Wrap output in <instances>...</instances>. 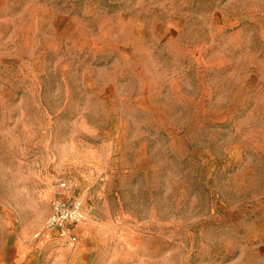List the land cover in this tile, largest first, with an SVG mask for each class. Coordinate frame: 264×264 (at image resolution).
<instances>
[{"label": "rangeland", "instance_id": "374dc122", "mask_svg": "<svg viewBox=\"0 0 264 264\" xmlns=\"http://www.w3.org/2000/svg\"><path fill=\"white\" fill-rule=\"evenodd\" d=\"M0 264H264V0H0Z\"/></svg>", "mask_w": 264, "mask_h": 264}, {"label": "built area", "instance_id": "2783aa9c", "mask_svg": "<svg viewBox=\"0 0 264 264\" xmlns=\"http://www.w3.org/2000/svg\"><path fill=\"white\" fill-rule=\"evenodd\" d=\"M59 189H65L66 183H59ZM52 214L48 220L46 231L56 234L72 247L78 243L76 227L84 221V201L79 196H71L65 200L55 198L51 202Z\"/></svg>", "mask_w": 264, "mask_h": 264}, {"label": "crops", "instance_id": "0c3cea01", "mask_svg": "<svg viewBox=\"0 0 264 264\" xmlns=\"http://www.w3.org/2000/svg\"><path fill=\"white\" fill-rule=\"evenodd\" d=\"M75 231H76V233H77L78 236H79V234H81V233L83 232V231H81V232L78 231V230H77V227H76Z\"/></svg>", "mask_w": 264, "mask_h": 264}, {"label": "bare ground", "instance_id": "6f19581e", "mask_svg": "<svg viewBox=\"0 0 264 264\" xmlns=\"http://www.w3.org/2000/svg\"><path fill=\"white\" fill-rule=\"evenodd\" d=\"M82 225V223H80L78 226H77V229L79 228V226H81Z\"/></svg>", "mask_w": 264, "mask_h": 264}]
</instances>
